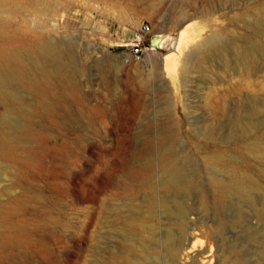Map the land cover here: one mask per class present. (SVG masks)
I'll return each mask as SVG.
<instances>
[{
  "label": "rangeland",
  "instance_id": "obj_1",
  "mask_svg": "<svg viewBox=\"0 0 264 264\" xmlns=\"http://www.w3.org/2000/svg\"><path fill=\"white\" fill-rule=\"evenodd\" d=\"M57 1L58 17L40 15L35 23L38 29L56 25L52 36L71 46L82 69L81 103L65 121L36 118L26 144H33L37 162L16 182L0 160V217L26 230L21 244L0 250V264H104L105 256L120 249L122 233L114 216L143 206L149 194L139 183L146 182L150 198L180 202L196 221L188 263L264 264V188L215 202L208 184L212 175L227 179L230 168L208 162L221 153L238 167L233 169L264 187L262 168L239 152L251 142L263 148L264 136L257 139L249 129L245 139L237 137L248 121L264 120V0ZM184 15L193 18L183 20ZM189 21L195 22V39L168 73L161 57L174 51L178 31ZM142 25L150 30L142 32ZM156 33L169 40L151 50ZM217 41L256 46L263 55L255 50L249 68L236 65L228 52L225 66L214 58L183 71L186 58L198 63ZM134 47L141 49L137 56ZM19 94L24 101L34 99ZM252 109L250 118L246 112ZM165 127L173 133V163L196 183L191 192L160 189L165 177L159 133ZM135 171L140 178L130 177ZM153 213L161 236L171 222ZM155 255L161 258L158 250Z\"/></svg>",
  "mask_w": 264,
  "mask_h": 264
},
{
  "label": "bare ground",
  "instance_id": "obj_2",
  "mask_svg": "<svg viewBox=\"0 0 264 264\" xmlns=\"http://www.w3.org/2000/svg\"><path fill=\"white\" fill-rule=\"evenodd\" d=\"M51 1L53 8L50 6V0H0V160L4 165L1 167L10 171L15 182L23 170L32 168L37 162L32 155L33 144L32 147L26 144L32 138V123L36 118L47 122L55 120L54 123L58 119L65 121L71 116L72 108L81 103L77 77L82 69L75 63L71 46L63 45L64 43L52 36L57 32L56 25L38 29L35 23V18L40 15L58 17L56 8L61 3L57 0L55 3ZM192 18L187 15L182 17L183 20ZM260 26L264 28L263 20ZM194 33L193 21L179 29L174 51L161 57L164 59L162 65L166 72L175 70L179 54L182 55L184 49L194 41ZM168 40V35L156 33L152 37L153 47L150 49L155 50V45L161 49ZM255 50H258L256 46L241 48L235 43L217 41L198 58V63H194L193 58H186L182 69L187 74L199 68L202 62L214 58L219 59L225 66L228 52L236 65L249 68L256 60ZM262 55L260 52V56ZM99 79L102 81L101 77ZM20 91L33 95L34 99L24 101ZM255 111L248 110L246 114L251 118ZM85 117L89 119V115ZM249 129H253L256 138L260 139L264 136V120L248 121L247 125L240 127L237 137L245 139ZM211 134L214 133L204 132L207 137ZM159 136L162 144L160 163L165 177L160 186L161 191L175 189L191 192L196 186L195 181L192 178L187 179V176L183 177L179 169L181 167L173 163L174 149L169 141L173 133L165 127L161 129ZM239 152L247 159H252L258 168H262L264 174V147L251 142L239 147ZM226 158L221 153L208 157V162L213 168H230L225 172L226 180L212 175L208 181L215 202L225 201L231 195L248 197L251 191L263 190L259 180L233 169L238 167ZM139 173L135 171L130 177L140 178ZM139 187L147 189L149 198L143 202V206L127 207L114 216L122 233L118 241L120 249L105 256L104 264H193L194 260L190 263L188 260L191 252L195 250L196 221L188 218L189 210L180 202L174 204L167 199L150 198V183H139ZM154 210L159 212V217H165L167 222H171L165 226L161 236L156 234L154 221L157 215L153 213ZM0 223L3 226L0 231V250L21 244L26 235L25 227L11 225L4 217H0ZM155 250L161 253V258L152 256ZM201 264H211V260L206 259L201 261Z\"/></svg>",
  "mask_w": 264,
  "mask_h": 264
},
{
  "label": "built area",
  "instance_id": "obj_3",
  "mask_svg": "<svg viewBox=\"0 0 264 264\" xmlns=\"http://www.w3.org/2000/svg\"><path fill=\"white\" fill-rule=\"evenodd\" d=\"M149 30H150L149 26H146V25H144V26L142 25L141 26V31L142 32L147 33ZM140 51H141V49L139 47H134V49L132 50V54L137 56Z\"/></svg>",
  "mask_w": 264,
  "mask_h": 264
},
{
  "label": "water",
  "instance_id": "obj_4",
  "mask_svg": "<svg viewBox=\"0 0 264 264\" xmlns=\"http://www.w3.org/2000/svg\"><path fill=\"white\" fill-rule=\"evenodd\" d=\"M151 40H152V39H151ZM151 40H150V47H153ZM154 48L158 49V48H157V45H155Z\"/></svg>",
  "mask_w": 264,
  "mask_h": 264
}]
</instances>
